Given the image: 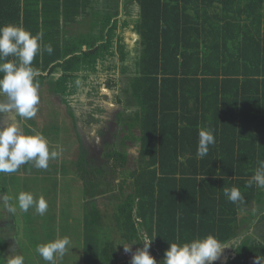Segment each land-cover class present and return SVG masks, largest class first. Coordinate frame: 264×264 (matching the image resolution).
Segmentation results:
<instances>
[{
  "label": "trees",
  "instance_id": "16d2710c",
  "mask_svg": "<svg viewBox=\"0 0 264 264\" xmlns=\"http://www.w3.org/2000/svg\"><path fill=\"white\" fill-rule=\"evenodd\" d=\"M105 6L99 10L100 0H0V26L43 31L42 44L52 45L51 54L42 51L33 61L39 89L44 81L52 84L82 128L71 165L62 162L68 154L45 173L24 164L30 182L17 189L48 202L44 215L34 207L23 212L37 222L32 227L24 221V229H36L47 243L62 238L72 232L66 212L78 206L80 214L84 210L78 225L84 221L90 231L88 264H131L153 235L149 253L158 264L169 244L207 235L233 247L211 264H264V188L246 186L264 161V0H106ZM84 23L87 34L77 30ZM126 29L139 37L134 57ZM103 82L123 106L114 125L123 132L121 143L115 140L99 157L83 142V131L105 117L98 104ZM83 104L85 111L77 113ZM201 128L212 129L216 139L204 158L196 155ZM130 142L138 144V168L117 185ZM40 171L42 186L32 181ZM232 187L240 189L243 203L228 201L224 188ZM105 196L117 201L107 215L97 203ZM8 228V238L0 236V264L8 241L18 244L17 228ZM74 230L82 238L80 228ZM95 238L102 241L99 250L93 249Z\"/></svg>",
  "mask_w": 264,
  "mask_h": 264
},
{
  "label": "clouds",
  "instance_id": "9594fccd",
  "mask_svg": "<svg viewBox=\"0 0 264 264\" xmlns=\"http://www.w3.org/2000/svg\"><path fill=\"white\" fill-rule=\"evenodd\" d=\"M43 36V31L33 34L16 24L0 26V95L7 98L6 101L0 102V115L15 113V117H22L25 120H31L37 115L40 96L36 78L40 73L33 67V61L42 51L51 54L54 50L51 44H42ZM76 83L79 85L80 81L77 80ZM215 143L214 131L210 128H201L197 157L207 156L209 146ZM62 151L50 150L49 142L42 133L23 134L17 120L6 127H0V174L16 173L22 165L29 162L37 169H47L49 161L58 159ZM254 183L257 187L264 188V161H258V167L246 182V186L250 188ZM224 195L231 203L244 202L238 187L224 188ZM11 200V196L0 195V204L10 213H15L17 207L21 212H28L34 207L39 215H44L48 210L46 199L44 197L37 199L31 192H20L16 197V205L11 204ZM156 236L143 240L144 247L132 255L131 264H158L149 253L150 243ZM224 245L213 235L194 239L189 243H171L159 264H211L218 259ZM73 247L71 238L64 236L37 245L36 252L48 264H56V259H62ZM124 250L131 251L130 246H124ZM260 259L257 257V261ZM3 264H25V258L22 254L13 252L4 258Z\"/></svg>",
  "mask_w": 264,
  "mask_h": 264
},
{
  "label": "rangeland",
  "instance_id": "374dc122",
  "mask_svg": "<svg viewBox=\"0 0 264 264\" xmlns=\"http://www.w3.org/2000/svg\"><path fill=\"white\" fill-rule=\"evenodd\" d=\"M105 1L106 0H100V7L99 10H107V7L105 6ZM115 1V0H112ZM121 3L123 4L124 0H120ZM122 5H120L121 7ZM105 8V9H104ZM97 10V9H96ZM98 11V10H97ZM102 13H100L101 15ZM104 16V13L101 15V19ZM73 27H70L69 29H71L70 31H72ZM81 31V34H87L88 33V28L86 23L83 24V26L78 27L77 30ZM124 34V38H125V42H126V47L128 49H130L132 51L133 57L135 56L136 52V47H137V41L139 40V37L130 29H126ZM139 46V45H138ZM130 63H133V61H129ZM129 65V63H128ZM132 66V65H131ZM130 74H134V70L132 69V71L130 72ZM127 75V76H130ZM128 78V77H127ZM126 78V80H127ZM104 81V80H103ZM43 91L42 93H39L40 96V102L37 106L38 111H37V115L32 118L31 120H25L22 117H15V113H8L5 115H0V127H6L3 126L6 124V120L2 118L9 116L11 117H15L16 120L18 122H21V132L23 134H33L34 132H38V133H42L47 140H49V147L52 148H56V147H52V146H57V150L62 149V154L60 155L61 157H59V161H61L62 159V155H66L68 154V156H66V158L62 159V162L66 165H71L72 164V160L75 156V154L79 153V141L77 140V133L76 131L78 129H81L80 124L75 126L73 121H71V118L69 117L71 115V113L69 112L68 115L66 113V106L64 103L60 102L59 100V96H57L56 94L52 93V84L50 85L48 83V81H44L43 82ZM81 87V86H79ZM100 94L101 96L98 97V104L102 105V107L106 108V112L102 113L105 115V117H109L107 116V113L112 114V112L114 111V116L112 117V120H108L105 119L104 121H98V122H92L90 125H88L85 129H84V134L86 136H83V142L85 143L87 134H91L94 132H99V127H100V131L102 132L104 130L105 127H113L114 125H116L115 120L117 112H119L123 106H118L117 105V101L116 98L113 96V92L109 91L106 88L105 82L102 83V86L100 87ZM84 97L81 96V99H83ZM6 97L0 95V102H4L6 101ZM82 104V103H81ZM80 104V105H81ZM90 106L93 107L94 102H90L89 103ZM77 106V105H75ZM83 107H87L86 104H83L82 106H78L77 109V113H81L82 111H85V109H83ZM114 110H113V108ZM101 114V115H102ZM116 114V115H115ZM2 120V121H1ZM10 123V121H8ZM121 130V129H120ZM123 131L121 130L118 134L117 132V126H114V129L112 130V132L110 134H106L105 136H101V135H97V138L100 139V142L103 140L107 141L104 143L103 148L102 147H97L98 149H100L98 151V154H101L100 157H103V154L105 153L106 149H108L107 146H111L113 145V143L116 140V144L119 145L121 142V139L119 138L120 134ZM58 134V137H56L55 135ZM117 135V136H116ZM76 140V141H74ZM94 141V139H93ZM102 148V149H101ZM71 149V151H70ZM75 150V152H74ZM95 152V151H94ZM128 153H129V163L127 165V167L123 170L124 173H121L119 175V179H117L116 184L118 185L119 181L125 178H128V172H133L134 170H136L138 168V144L135 142H130L128 143ZM72 155V157H71ZM57 160V159H56ZM56 160H50L49 161V166L51 164V167H53L54 162H56ZM114 161H112L111 164H113ZM51 169V168H50ZM47 169H43L42 172L45 173ZM31 172H34V170H30ZM41 171L39 172L40 174L34 175L33 176V182L36 181L38 182V185L43 184V181L41 180V178L44 176L43 173ZM49 172H53V171H49ZM30 175L27 172V167L22 165L20 167V169L18 170V172L13 173V174H0V189L1 188H5L0 190V195H4V196H11L12 200H11V204L16 205L17 201H16V197L17 195L20 193V190L17 189L18 186H22L24 182H30ZM4 176L9 177L8 181L5 180ZM14 181H11V180ZM42 186V185H41ZM118 187V186H117ZM75 192L77 189H74ZM78 191V190H77ZM119 190H116V193H118ZM75 200V199H74ZM74 200H72V202L74 203ZM115 200L110 198V196H105V197H100L97 198V203L98 206L100 208V210L102 211L103 214L106 213L107 214H111L110 211H112V205H114ZM117 203V201L115 202V204ZM70 212H72L71 214L66 212L67 214V218L69 219V221L71 222V227H72V232L68 233V237L71 238V240L73 241L74 247L70 249L71 252H69L68 254H66L62 259L61 258H57L56 259V264H88V262L93 258H88L87 256V252H86V244H88V240L86 238L85 232L87 231L88 233H90L89 229H87L86 225H84V221L82 222L83 224L78 225V223H80L83 219V213L84 210L82 211V214H80V207H76V208H69L68 209ZM77 215H76V214ZM80 214V215H79ZM51 215H54L53 210L51 212ZM79 216H82L81 218H79ZM258 216V214H257ZM67 219V220H68ZM247 219V218H246ZM13 220V222H12ZM107 220V219H106ZM24 221L27 223V225L29 226H36L37 222L33 221L31 222L30 220L25 219V213L19 211L18 207H17V211L15 213H10L6 210V208L2 205V210L0 209V236L4 237V238H8V230L11 226H15V229L17 228L16 232L14 231L13 234H17L19 237L18 239V244H16L15 240H13L12 238L8 241L7 246L9 245V247H6V252H5V258L10 255L13 252H16L17 254H22L25 258V264H48V262H43L40 258V255L36 252V247L37 245L40 244H46V239H43V236H39L37 235V231L35 230H25L24 228ZM28 221V222H27ZM10 222L12 224H10ZM15 223V224H14ZM40 223V221L38 222ZM24 224V225H23ZM110 223L107 222V226H109ZM248 226V225H247ZM247 226H245V228H247ZM76 228V230H79L81 237L80 238L78 236V232L75 231L74 229ZM48 229L52 230V226H48ZM20 230L22 232H20ZM39 230V229H38ZM86 230V231H85ZM6 231V232H5ZM109 236H110V240H116L119 235L115 233L114 230L109 229ZM40 233V232H39ZM21 235V236H20ZM22 238V240H20ZM93 242V249H98L101 246V239L100 238H95ZM15 243V244H13ZM19 246V247H18ZM88 247L90 248L91 245H88ZM232 244H228L222 247L221 249V253L218 257L217 260H221L225 255H230L233 251H232ZM117 250H120V248L118 247ZM133 250H131L132 252ZM95 256V255H94ZM96 259H98L99 257L95 256ZM90 259V260H89ZM95 260V259H94ZM130 260H132V258H130ZM98 261V260H97ZM216 261V260H215ZM27 262V263H26ZM100 262V261H98ZM212 263V262H211ZM259 262H257L258 264Z\"/></svg>",
  "mask_w": 264,
  "mask_h": 264
},
{
  "label": "flooded vegetation",
  "instance_id": "af4514ba",
  "mask_svg": "<svg viewBox=\"0 0 264 264\" xmlns=\"http://www.w3.org/2000/svg\"><path fill=\"white\" fill-rule=\"evenodd\" d=\"M113 108V107H112ZM106 109V108H105ZM113 110H114V108H113ZM115 112L113 111L112 112V114H114ZM112 117L113 116H111V115H109V117H103L102 119V121H104L105 119H108V120H112ZM100 122V121H99ZM114 129V126L113 127H105L104 128V130L101 132L100 131V127H99V132H94V133H91V134H87V137H86V143H89V145H90V148L92 149V151L94 152L95 151V153L96 154H98V151L100 150V149H98L99 147H102L103 148V146H104V143L107 141V139L106 140H103V141H101L100 142V139H98L97 138V135L99 136V135H101V136H105L106 134H110L111 132H112V130ZM93 139H94V141H93ZM98 148H97V147ZM101 148V149H102ZM97 156H101V154H98Z\"/></svg>",
  "mask_w": 264,
  "mask_h": 264
},
{
  "label": "crops",
  "instance_id": "0c3cea01",
  "mask_svg": "<svg viewBox=\"0 0 264 264\" xmlns=\"http://www.w3.org/2000/svg\"><path fill=\"white\" fill-rule=\"evenodd\" d=\"M42 91H43V89H39V93H42ZM59 100H60V99H59ZM60 102H61V101H60ZM66 113H67V115H68V112H67V111H66ZM68 116H69V115H68ZM69 117H70V116H69ZM70 118H71V117H70ZM3 119L6 120V124L3 125V126H7V125L9 124L8 121H10V123H11L12 121L16 120L15 117H14V118H13V117L10 118L9 116L3 117L2 120H3ZM2 120H1V121H2ZM71 121H72V119H71ZM18 123H19V125H21V122H18ZM20 129H21V126H20ZM79 130H80V129H79ZM0 187H1V186H0ZM1 189H2V188H1ZM1 189H0V190H1ZM263 215H264V210H263ZM261 219H263V218H262L260 215H258L256 221L259 222ZM12 222H13V220H12ZM10 224H12V223L10 222ZM14 224H15V223H14ZM262 225L264 226V221H263V224H262ZM15 226H16V225H15Z\"/></svg>",
  "mask_w": 264,
  "mask_h": 264
}]
</instances>
